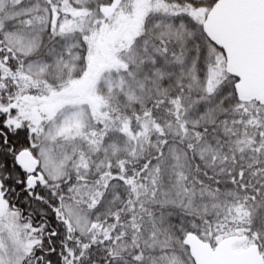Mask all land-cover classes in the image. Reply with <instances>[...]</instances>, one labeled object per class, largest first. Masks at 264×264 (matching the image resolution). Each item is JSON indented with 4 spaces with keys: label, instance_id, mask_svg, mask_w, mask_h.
I'll return each mask as SVG.
<instances>
[{
    "label": "snow or ice",
    "instance_id": "obj_1",
    "mask_svg": "<svg viewBox=\"0 0 264 264\" xmlns=\"http://www.w3.org/2000/svg\"><path fill=\"white\" fill-rule=\"evenodd\" d=\"M0 264H264V0H0Z\"/></svg>",
    "mask_w": 264,
    "mask_h": 264
}]
</instances>
